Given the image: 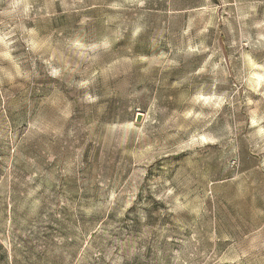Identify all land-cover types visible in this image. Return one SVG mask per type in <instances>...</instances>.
I'll return each mask as SVG.
<instances>
[{
	"label": "rangeland",
	"instance_id": "374dc122",
	"mask_svg": "<svg viewBox=\"0 0 264 264\" xmlns=\"http://www.w3.org/2000/svg\"><path fill=\"white\" fill-rule=\"evenodd\" d=\"M0 264H264V0H0Z\"/></svg>",
	"mask_w": 264,
	"mask_h": 264
},
{
	"label": "water",
	"instance_id": "95a60500",
	"mask_svg": "<svg viewBox=\"0 0 264 264\" xmlns=\"http://www.w3.org/2000/svg\"><path fill=\"white\" fill-rule=\"evenodd\" d=\"M143 119H144V115L142 113H138L136 117L135 125L140 126L143 122Z\"/></svg>",
	"mask_w": 264,
	"mask_h": 264
}]
</instances>
